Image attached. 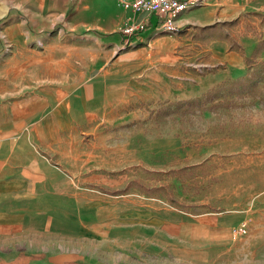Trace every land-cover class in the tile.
<instances>
[{"label":"rangeland","instance_id":"374dc122","mask_svg":"<svg viewBox=\"0 0 264 264\" xmlns=\"http://www.w3.org/2000/svg\"><path fill=\"white\" fill-rule=\"evenodd\" d=\"M231 34L235 44L263 35L264 14L244 15ZM4 39L0 29V52L10 49ZM196 50L178 49L173 69L192 77L224 69ZM26 80L0 58V181L13 183L0 195V264H264V81L234 107L164 118L160 109L183 99L156 96L134 103L129 115L107 116L115 121L89 117L50 140L12 113L32 90ZM172 87L177 98L200 91L184 81ZM32 160L37 171L26 169ZM17 164L30 177L18 191ZM152 207L198 217L241 212L248 228L237 237L204 228L187 235V253L163 251L151 246L155 230L145 214Z\"/></svg>","mask_w":264,"mask_h":264},{"label":"crops","instance_id":"0c3cea01","mask_svg":"<svg viewBox=\"0 0 264 264\" xmlns=\"http://www.w3.org/2000/svg\"><path fill=\"white\" fill-rule=\"evenodd\" d=\"M253 13L264 14V0H206L204 5L180 14L177 36L161 33L157 16L151 14L146 29L132 37L136 47L120 50L121 29L141 18L125 9L121 0H0V29L10 47L0 52V58L6 59L14 74H25V88L32 89L23 96L25 103L17 99V110L12 113L16 120L33 124V130L42 129L54 140L79 130L89 117L97 118L99 125L110 123L115 120L107 116L129 115L134 103L156 96L163 100L200 96L247 73L244 55L253 53L264 34L244 36L236 44L229 38L240 19ZM215 25L218 26L212 28ZM192 48L199 55L204 52L208 60L224 69L205 76L180 74L173 69L175 53ZM19 77L16 75L15 80ZM182 81L198 84L199 93L177 98L172 85ZM162 84L169 88L168 93L164 88V97ZM32 128L27 135L23 131L29 140L34 136ZM19 129L22 127L16 131ZM15 166L13 181L18 191L26 185L23 177L29 174L23 172L21 164ZM29 168L37 171L38 162L30 161L26 169ZM0 182V195L10 194L11 180ZM246 217L241 212L198 217L166 207H152L145 214L155 230L151 246L180 254L187 253L185 243L190 232L208 228L215 236L228 232L231 235ZM156 236L163 244H157Z\"/></svg>","mask_w":264,"mask_h":264},{"label":"trees","instance_id":"16d2710c","mask_svg":"<svg viewBox=\"0 0 264 264\" xmlns=\"http://www.w3.org/2000/svg\"><path fill=\"white\" fill-rule=\"evenodd\" d=\"M218 25L212 26L216 28ZM264 52V38L259 40L250 56H245L244 61L248 67L247 73L236 79L226 80L223 84L218 85L210 91L200 96L187 100H179L170 102L167 107H162L160 113L162 116H194L201 113L205 109H218L220 107H234L236 100L240 97L249 95L256 96L264 81V59H260ZM211 103L210 107L208 105ZM132 183L121 192H127L131 189ZM152 188H148L145 193L152 192ZM121 192H112L111 194L119 195Z\"/></svg>","mask_w":264,"mask_h":264},{"label":"built area","instance_id":"2783aa9c","mask_svg":"<svg viewBox=\"0 0 264 264\" xmlns=\"http://www.w3.org/2000/svg\"><path fill=\"white\" fill-rule=\"evenodd\" d=\"M205 2L206 0H121V5L125 9L132 11L134 16L140 14L142 17L138 21L127 23L121 29L122 37L125 39L118 48L126 50L136 47L131 38L146 29L151 14L157 16L161 33L177 36L181 29L177 23L180 14L202 6ZM247 228V223H242L232 229L231 235L233 237L245 235Z\"/></svg>","mask_w":264,"mask_h":264}]
</instances>
